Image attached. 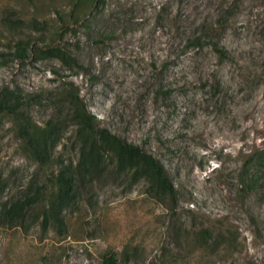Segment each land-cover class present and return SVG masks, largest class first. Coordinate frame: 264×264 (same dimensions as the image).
<instances>
[{"label": "rangeland", "instance_id": "rangeland-1", "mask_svg": "<svg viewBox=\"0 0 264 264\" xmlns=\"http://www.w3.org/2000/svg\"><path fill=\"white\" fill-rule=\"evenodd\" d=\"M222 1L105 0L76 19L73 0H0V94L31 125L60 126L46 165L24 122L0 112V204L47 197L66 168L76 192L63 233L0 227V264H104L111 254L117 264H206L192 245L204 230L238 238L211 264H264V0H231L219 26ZM203 26L226 59L208 43L187 47ZM65 91L158 160L175 199L117 175L110 150V168L97 171ZM254 174L259 187L244 192Z\"/></svg>", "mask_w": 264, "mask_h": 264}, {"label": "trees", "instance_id": "trees-1", "mask_svg": "<svg viewBox=\"0 0 264 264\" xmlns=\"http://www.w3.org/2000/svg\"><path fill=\"white\" fill-rule=\"evenodd\" d=\"M74 14L76 19L85 11V6L97 9L105 0H73ZM236 2L223 0L220 9V18L217 21L219 26H226L228 18L234 15ZM212 28L204 26L201 28L202 34L195 32L185 40L187 47H202L204 44L211 45L213 50L220 58H227V50L219 43L215 42L212 35ZM17 49L21 55L24 54L25 48L18 45ZM53 54V53H51ZM72 84H66L70 86ZM67 94L66 101L72 108L73 119L80 125L83 130L84 140L90 144L91 152L98 155V161H94L97 171L108 170L110 167L105 161V155L101 151L110 150L114 159L111 165L115 166L116 174L122 175L131 172L135 177H145L152 181L153 188L169 197L172 201L175 199V190L172 186L170 176L164 166L152 155L145 152L138 146L129 144L127 141L110 134L107 130L99 127V122L90 111L86 109L79 94ZM17 107L4 94H0V112L14 114L17 119L24 122V132L29 143L32 145L36 159L44 164L52 162L51 152L48 147L55 145L59 137V128L57 124H47L43 128L31 125L24 119L22 113L16 110ZM109 158V157H108ZM86 162V161H85ZM79 165V169L86 167ZM75 174L70 168L63 169L60 174L52 180V192L46 197V194L38 193V196L27 200L26 202L0 204V227L2 228H22L29 230L32 225L39 224L42 232H46L47 225L54 226L60 233L66 230L64 212L69 205L75 201L76 192L74 187ZM247 183L243 185L244 192L255 191L259 187V177L251 175L247 178ZM1 195V184H0ZM29 222L31 224H29ZM237 236L230 230L227 232L219 231L213 233L204 230L195 235L192 245L196 251L200 252L201 261L206 264L213 263V259L221 253L233 252L237 249ZM104 264H117V255L111 254L104 259Z\"/></svg>", "mask_w": 264, "mask_h": 264}]
</instances>
